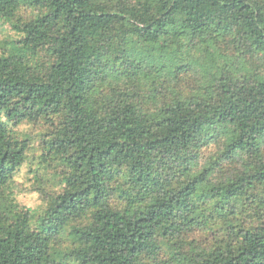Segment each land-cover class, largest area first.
<instances>
[{"label": "trees", "instance_id": "obj_1", "mask_svg": "<svg viewBox=\"0 0 264 264\" xmlns=\"http://www.w3.org/2000/svg\"><path fill=\"white\" fill-rule=\"evenodd\" d=\"M0 264H264V0H0Z\"/></svg>", "mask_w": 264, "mask_h": 264}, {"label": "rangeland", "instance_id": "obj_2", "mask_svg": "<svg viewBox=\"0 0 264 264\" xmlns=\"http://www.w3.org/2000/svg\"><path fill=\"white\" fill-rule=\"evenodd\" d=\"M6 32H2L1 37L11 32L10 28H6ZM22 131H30L28 125H23L19 128ZM34 151V152H33ZM40 151L38 149H33L30 152V159L26 164L15 174L14 177V195L16 199L23 205L31 209H39L43 206V200L40 197V194L35 190L37 181L35 178L34 172L29 173L36 162L33 160V157L39 156ZM49 177H52L51 175ZM52 185V184H50Z\"/></svg>", "mask_w": 264, "mask_h": 264}]
</instances>
